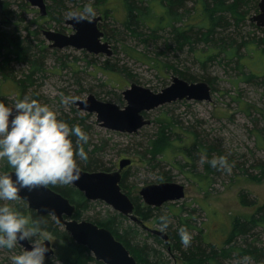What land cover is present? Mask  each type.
Instances as JSON below:
<instances>
[{
    "label": "rangeland",
    "instance_id": "obj_1",
    "mask_svg": "<svg viewBox=\"0 0 264 264\" xmlns=\"http://www.w3.org/2000/svg\"><path fill=\"white\" fill-rule=\"evenodd\" d=\"M45 1L47 13L41 15L39 8L28 0H0V32H7V36L3 37L5 43L8 44L6 41L17 35L35 50H42L46 56L43 70L36 71L37 79L29 85L25 95L47 104L57 112L58 119L66 123L70 120L81 122L80 126L87 128L90 148L98 149L95 155L110 168L109 171L116 170L121 159H131V164L122 171L123 189L132 199H139L142 205L146 204L139 190L144 185L161 181L183 184V198L166 202L154 211L155 215L169 214L170 223L166 232L173 231L179 235L178 228L184 226L179 221V215L187 216L191 225L187 228L191 241L201 242L202 246L206 241L222 246L235 217L242 216L244 219L262 214L263 211L257 213L256 210L257 206H264V174L256 165L264 162V28L250 21V17L258 12V6L255 10L251 5L248 11H244V16L233 17L234 20L229 15L232 13L228 12L227 16L232 21L225 29L215 31V36L219 37L220 32L230 39L226 45L238 46V61L236 57L231 59L221 52L203 64L202 61L211 55L212 47L204 42H195L192 47L177 44L170 33V23H165L172 18L159 0H138L144 14L152 16L148 23H137V31L142 32L140 37L132 36L125 27L127 9L124 0H64V5L59 6L54 0ZM89 2L96 16H102L99 23L104 33L102 40L111 45L112 54H96L70 46L50 47L51 41L46 38L44 30L69 34L72 27L66 23L68 13L82 11ZM185 8L186 16H182L175 25L180 26L186 21L192 26L191 34L198 35L195 31L204 30L199 29V25L204 23L207 14L200 3L194 5L192 0H185ZM2 49V53H6ZM11 56L8 68L11 75L0 74V102L6 106H14L17 99L25 96L22 97L18 81L28 73L26 63L15 61L14 55ZM104 63L112 64L114 68H104ZM175 68L198 78L206 77L207 80L198 81L210 84L211 100L183 99L144 111V117L150 123L134 133L102 127L97 123L95 113L78 109L74 102L67 105L60 102L61 93L78 99L93 94L100 100L123 107L126 100L122 91L131 83L158 92L171 83L173 76H178L173 70ZM247 76L253 77L247 79ZM69 127L72 125L69 124ZM205 146L222 151L229 164L234 165L231 173L200 163ZM212 154L216 155V152L212 151ZM8 170L13 169L6 160H0V173ZM165 172L170 176L169 180L160 179L161 173ZM242 192L248 200L255 199L256 204L243 203L240 198ZM2 203H9L15 209L17 204L24 203L23 215L31 218V211L24 200L0 201ZM113 213L121 214L104 201L94 200L90 201L88 209L83 210L81 218L102 220ZM116 218L122 221L120 230L137 229L133 243L146 242L161 253L168 264H185L178 250L170 254L164 242L158 244L128 216ZM145 224L160 229L154 216ZM47 233L54 254L45 258L44 264H64L59 258L64 247L62 239ZM38 238L45 240L43 236ZM245 238V243L242 238V246L251 244L262 248L264 253V224L255 226ZM179 241L181 249L189 247L182 245L181 238ZM234 242L241 243V239L237 238ZM23 250L18 243L11 250L0 248V264H11V256ZM223 262L260 264L247 255L235 253Z\"/></svg>",
    "mask_w": 264,
    "mask_h": 264
},
{
    "label": "trees",
    "instance_id": "obj_2",
    "mask_svg": "<svg viewBox=\"0 0 264 264\" xmlns=\"http://www.w3.org/2000/svg\"><path fill=\"white\" fill-rule=\"evenodd\" d=\"M139 1L137 0V2H134L133 0H124L127 9V20L125 23V27L129 29L132 36L136 37H140V35H142L141 31H137V23H148L152 17L151 15L147 16L144 14L143 8ZM159 1L161 3L163 2L164 6L166 7L165 11L168 13V16L170 15L169 17L172 18H169V21L165 20V23H170L172 28V30H170V33L174 36L177 44H180V46L182 47L183 45L192 47L195 42H204L205 45L212 47L210 51L211 55H208L205 58V61H202L203 64L217 57L216 55H219L218 53L221 52H225L226 54L224 56H227L228 58L232 59L236 57L238 61V57L240 55L237 51L238 46L233 47L232 45H226L230 43L227 42L229 38L226 39V37H223L220 32L219 37L215 36V31H217L218 28L225 29L226 26H228L229 21H232L233 17L236 18L244 16V11H248L251 5V8L257 10L256 0H232L230 2H226V0H192L194 2V5L197 2L200 3L203 7V10L205 11V14H207L204 23L199 25V29L204 30L195 31L196 33H199L198 35L195 34V36L191 34V24H186V21L181 22L182 25L180 26L175 25V22L181 21L182 16H186L185 0ZM54 2L58 4V6L64 5V0H54ZM180 10H183V12H179ZM105 12L107 13V10H105ZM228 12H231L232 14H229ZM228 14L232 16L231 19L227 16ZM0 33V49L3 48L6 52L2 53V51L0 50V74L11 75L8 70L12 57L11 54L14 55L15 61H23L28 66V73L25 74V78L18 81L23 97L29 85L35 83L37 79L35 76L36 71L43 70L44 60L46 58L45 53L38 48L35 50L30 43L26 42L24 38H18L17 35H13L8 40L6 39V42L8 43L6 44L3 37L7 36V32ZM262 41L264 42V40ZM103 67L109 68L110 70L114 68L112 64L108 63H104ZM173 70L178 74L179 77L183 78L186 81H198L200 79L207 80L206 77L198 78V76L194 74H190L187 71L179 70L177 68ZM252 77L253 76H247V79H251ZM74 121L75 120H70L67 122V124H70L72 126H80L81 122L75 123ZM81 128L87 133L86 127ZM70 138L72 139L73 146L75 148L76 137L72 136ZM90 145V141H88V143L84 145L85 152L88 155V160L86 162H82L79 160V158H77L79 167L85 170H110V168L104 166V164L95 155L98 149L90 148ZM205 149V154L207 155L208 160H211L213 156L223 155L222 151L214 150L212 146H205ZM212 151L216 152V155H213ZM260 163L261 164H257L256 166L260 168L261 172L264 174V162ZM205 164L209 165V163L207 162H205ZM123 179L124 178H122L121 180L122 188L124 186ZM160 179L169 180L170 176L167 174V172L161 173ZM253 179L256 178L253 177ZM49 186L60 192L64 196L68 197L70 201L76 206L74 217L77 219H82L81 215L83 213V210L89 208L90 200H87L84 197L83 193L80 192L77 188L73 187L71 184L66 186ZM240 198L243 203L252 205L256 204V200H248L244 192L240 194ZM132 201L135 204L136 215L141 217L144 223L146 220L150 219V217L154 216L156 217V221L161 224L160 216L163 214H154V211L158 210L159 207L142 205L137 198L132 199ZM24 205V203L17 204L16 210L18 209L21 214H24ZM256 212H262V214H253L251 217L244 219L242 218V216L235 217L231 223L230 230L222 246H214L212 243L207 241L205 246H202V244H200L201 242L194 243V241H191L187 249H181V246L179 244L180 236L173 231H170L169 233L167 232L169 235V244L166 245L164 243V246L168 249V252L170 254L173 250H178L181 255L180 259L185 264H224L223 260L229 258L232 253H235L237 255H247L260 264H264V253L262 248L252 246L251 244H245L244 246H242V238L243 243H245L247 240L245 236L248 235L255 226L264 224V206H257ZM117 216L123 217L124 215L113 213L107 215L102 220L93 219L91 221L111 230L115 237L123 242V244L130 250L131 254L140 264H168L167 260L162 257L161 253L157 252L155 248L149 246L146 242L142 244H139L138 242L133 243L132 240L135 239L134 234H137V229H132V231H130L129 229L124 228L120 230V227H122V221L120 219H117ZM167 216L169 217V214H167ZM31 220L41 222L39 225L41 231H47L51 235L62 239L64 247L62 248V253L59 254V258L63 261L64 264H104L101 261L95 260L94 256L86 246L75 243L70 234L66 230H64L61 224H59L57 220L50 214L38 215L35 211L32 210ZM179 221L187 228L191 227V225L189 224V218L187 216L179 215ZM147 234L153 237L158 244L164 242V240L156 234H153L149 231H147ZM237 238L241 239V243L239 242L238 244H236L234 242V240ZM171 240H173L172 243L170 242Z\"/></svg>",
    "mask_w": 264,
    "mask_h": 264
},
{
    "label": "water",
    "instance_id": "obj_3",
    "mask_svg": "<svg viewBox=\"0 0 264 264\" xmlns=\"http://www.w3.org/2000/svg\"><path fill=\"white\" fill-rule=\"evenodd\" d=\"M28 1L39 8L41 15L47 13L45 0ZM257 5L258 12L250 17V21L264 28V0H259ZM101 20L102 16H95L80 22L67 19L66 23L74 30L70 34L55 30H44V34L51 41L50 47L70 46L110 56L113 52L112 47L107 41L102 40L104 33L98 26ZM122 94L126 100L123 107L110 101L100 100L93 94H88L84 99L75 100L74 104L80 110L95 113L96 121L102 127L134 133L140 127L150 123V120L144 117V111L183 99L209 101L211 100V86L206 81H186L179 76H173L171 83L158 92L131 83L130 87L122 91ZM130 163L131 159L123 158L119 161L118 168L112 171L85 170L79 167V179L71 185L82 192L87 200L104 201L145 230L161 237L167 245L169 244L168 233L147 226L142 218L136 215L134 202L121 186L122 169ZM6 173H10L15 180L14 170H8ZM19 195L20 199L27 203L29 210L35 211L38 215L50 214L54 217L75 243L87 247L95 260L104 264H140L111 230L91 220L75 218V204L50 186L36 188L32 191L21 189ZM139 195L146 205L159 207L166 202L183 198L185 189L183 184L176 181H161L144 185L140 188ZM17 243L24 250L31 248L30 240H20ZM44 243L49 248V251L45 253V258H47L54 254V248L49 239Z\"/></svg>",
    "mask_w": 264,
    "mask_h": 264
},
{
    "label": "clouds",
    "instance_id": "obj_4",
    "mask_svg": "<svg viewBox=\"0 0 264 264\" xmlns=\"http://www.w3.org/2000/svg\"><path fill=\"white\" fill-rule=\"evenodd\" d=\"M96 16L92 3L84 5L82 11L68 13L69 19L80 22ZM61 96V104L74 102L76 97ZM76 137V146L70 137ZM88 134L79 126L69 125L58 119L57 112L47 104L25 95L17 99L10 108L0 102V160H6L14 170L15 180L10 173H0V201L11 202L20 199L21 189L66 186L79 179L80 168L77 158L86 162L88 155L84 145ZM231 173L234 165L224 155L208 160L201 154L200 163ZM160 231L166 232L170 220L167 214L160 216ZM40 221L24 216L9 203L0 204V248L13 249L20 240H30L31 248L11 256V264H44L49 248L45 240L47 232L40 229ZM178 233L183 246L190 245L192 236L186 226H180ZM43 236L45 240L38 237Z\"/></svg>",
    "mask_w": 264,
    "mask_h": 264
},
{
    "label": "flooded vegetation",
    "instance_id": "obj_5",
    "mask_svg": "<svg viewBox=\"0 0 264 264\" xmlns=\"http://www.w3.org/2000/svg\"><path fill=\"white\" fill-rule=\"evenodd\" d=\"M258 1H259V0H258ZM28 2H29V1H28ZM45 3H46V1H45ZM257 4H258V2H257ZM257 6H258V5H257ZM46 9H47V5H46ZM99 23H100V21L98 22V26H99ZM99 28H100V27H99ZM71 29H72V28H71ZM72 31H74V30L72 29ZM72 31H71V32H72ZM71 32H70V33H71ZM70 33H69V34H70ZM123 169H124V168H123ZM123 169H122V171H123Z\"/></svg>",
    "mask_w": 264,
    "mask_h": 264
},
{
    "label": "bare ground",
    "instance_id": "obj_6",
    "mask_svg": "<svg viewBox=\"0 0 264 264\" xmlns=\"http://www.w3.org/2000/svg\"><path fill=\"white\" fill-rule=\"evenodd\" d=\"M213 42V41H212ZM97 54V53H96ZM213 62V61H212ZM208 66V65H207ZM151 242V241H150ZM165 261V260H164Z\"/></svg>",
    "mask_w": 264,
    "mask_h": 264
}]
</instances>
